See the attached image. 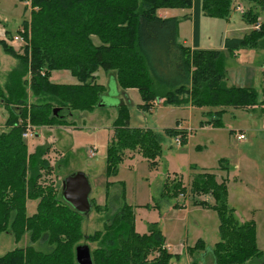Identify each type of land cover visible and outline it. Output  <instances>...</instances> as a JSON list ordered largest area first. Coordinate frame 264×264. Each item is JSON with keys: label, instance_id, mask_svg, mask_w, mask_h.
<instances>
[{"label": "trees", "instance_id": "obj_1", "mask_svg": "<svg viewBox=\"0 0 264 264\" xmlns=\"http://www.w3.org/2000/svg\"><path fill=\"white\" fill-rule=\"evenodd\" d=\"M29 2L30 19L11 36L20 35L18 52L0 37V48L16 61L0 82V103L8 110L0 131V234L9 232L18 242L27 235L29 243L0 256V264H77L75 246L85 239L96 243L93 264H171L177 254L168 251L156 224L139 234L134 228L133 208L125 202L121 183L107 184L105 203L90 199L102 212V226L92 234L81 231L84 216L58 195L46 176L53 167L47 158L51 145L28 151L22 133L26 124L72 125L74 112L112 107L114 130L106 157L107 172L114 171L126 150H137L155 167L160 154L158 134L150 128L130 126L129 103L119 97L108 103L107 86L96 81L98 69L113 71L116 86L134 88L140 95L137 108L149 111L157 100L167 105L218 108L207 123L219 126L226 107L259 109L264 114V82L260 91L250 86L227 85L225 52L198 48L200 13L227 17L235 0H18ZM263 8L264 0H246ZM160 8H193V47L177 40L176 17L158 15ZM249 24L258 12L250 7L243 14ZM1 22V21H0ZM95 36L99 42L94 43ZM264 48V20L259 30L242 38L224 40L229 54L239 47ZM68 69L76 83H54L50 73ZM116 88V87H115ZM117 89V88H116ZM111 93V91H110ZM261 95V99L258 95ZM102 102V105L99 103ZM59 108L53 114V109ZM165 133L186 141L185 129L167 128ZM176 184V182H175ZM119 193L110 197L109 186ZM172 192L177 197L210 193L220 217L219 240L206 246L197 240L186 249L188 264H258L262 262L255 243L252 222L239 224L226 205V189L213 174L198 173L186 189ZM113 192V191H112ZM36 200L35 212L27 214L26 202ZM196 202V201H195ZM91 208V210H92ZM257 260V261H256Z\"/></svg>", "mask_w": 264, "mask_h": 264}, {"label": "rangeland", "instance_id": "obj_2", "mask_svg": "<svg viewBox=\"0 0 264 264\" xmlns=\"http://www.w3.org/2000/svg\"><path fill=\"white\" fill-rule=\"evenodd\" d=\"M237 3L247 12L245 2L237 0ZM251 7L261 12V6ZM30 12L29 2L0 0V37L18 52L23 51L21 44L8 38L5 31H9L11 36L16 34L23 21L30 19ZM160 12L178 19L177 40L190 45L193 26L191 16H185V13H189L188 8H160ZM243 14L233 8L225 18L200 13L201 44L219 48L225 36L242 38L248 34L252 28L245 26V23H249ZM92 39L94 43L99 42L96 37ZM250 49L247 46L239 47L236 56L223 50L233 63L225 72V80L227 85L250 86L260 91L264 82V67H260L264 63V52L256 51L258 57L252 55L250 58ZM15 63V59L0 48V82L5 81ZM110 73L113 74V71L101 68L94 73L97 82L110 88L112 97L105 98L108 103L114 102L117 96ZM49 78L54 83L77 82L68 69H54ZM127 95L130 126L150 128L158 134L161 150L155 157L156 166H150L148 158L139 151L126 150L115 170L108 173L106 157L114 133L111 120L116 111L108 109V112H98L95 108L89 112H74L68 130L61 131L58 126L35 127L33 136L24 139L28 151H33L37 145H51L47 158L53 170L46 176L47 182L54 184L59 195L65 176L83 172L90 183L89 197L98 205L105 203L107 184L121 183L125 202L133 208L135 231L143 234L152 224H156L164 237V244L170 246L169 251L178 253L171 264H188L190 257L186 255V249L194 246L197 240L208 247L219 240L220 217L214 207L217 202L210 193L191 195L185 191L174 197L172 192L178 184L188 189L198 173H211L217 183L223 182L226 205L232 208L237 222L253 223L256 247L261 253L259 259L264 261V114L257 108L250 111L226 107L220 116L219 126H212L203 120L215 115L207 113L208 110L203 113L202 107L193 106L189 110L188 105H167L159 101L151 111H141L137 108V103H141L138 91L134 89ZM258 98L261 99L260 94ZM8 113L0 103V131L4 128ZM167 128L185 129L188 133L186 141L177 143L174 135L165 133ZM239 132H244L245 138L237 139ZM90 148H94L92 156L89 155ZM108 188L110 197L120 191L117 185ZM36 204V200L26 202L27 214L35 212ZM102 214L92 208L82 216L81 231L84 235L101 228ZM79 242L87 244L90 251L96 245L85 239ZM28 243L27 235L15 242L9 232H2L0 256ZM205 260L206 264L212 263L209 255Z\"/></svg>", "mask_w": 264, "mask_h": 264}, {"label": "water", "instance_id": "obj_3", "mask_svg": "<svg viewBox=\"0 0 264 264\" xmlns=\"http://www.w3.org/2000/svg\"><path fill=\"white\" fill-rule=\"evenodd\" d=\"M102 104V102L99 103V105ZM58 109L54 108L53 114ZM89 193L90 183L83 172H74L63 178L61 186L62 198L83 215L87 214L92 208ZM74 251L77 264H93L91 252L87 244L76 245ZM258 264H264V261Z\"/></svg>", "mask_w": 264, "mask_h": 264}, {"label": "crops", "instance_id": "obj_4", "mask_svg": "<svg viewBox=\"0 0 264 264\" xmlns=\"http://www.w3.org/2000/svg\"><path fill=\"white\" fill-rule=\"evenodd\" d=\"M239 1H241V2H245L246 4H247V9H249L251 6H252V4L251 3H248L246 0H239ZM235 3H237V0L235 1ZM182 11L184 10V9H181ZM188 11H189V13H185V16H187V15H189V16H191V18H192V26H193V8H188ZM158 12V15H160V16H162V17H171V16H167V14H165V13H161L160 12V9L157 11ZM172 17H174V16H172ZM245 18V17H244ZM245 20V19H244ZM257 20H260V21H263L264 20V5H263V8L261 9V12L260 13H258V17H257ZM236 24H238V23H236ZM245 26H249L250 28H252V24H247V23H245ZM93 37H95V36H93ZM92 37V38H93ZM191 38H192V42H191V44L190 45H188V44H186V42L185 41H182L181 43H184L185 45H187V46H190V47H193L192 45H193V27H192V36H191ZM226 38H232V37H228V36H225L223 39H222V41H221V47H219V48H214V47H209V46H204V45H202L201 44V40L200 39H198V48H202V49H221V50H225V48H224V40L226 39ZM239 38V37H238ZM260 48V47H259ZM252 52H251V54L249 55V57L250 58H252V55H254V57H258V53H256V51H260V52H264V48L263 49H257V48H251L250 49ZM237 51H238V49L237 50H234V52L233 53H231V55L232 56H236V53H237ZM254 59V58H253ZM264 60V59H263ZM254 61L256 62V59H254ZM230 65H233V63L231 62V60H229V59H227V57H226V61H225V72H227L228 71V68H229V66ZM260 67H264V63H261V65H260ZM225 76H226V74H225ZM109 77H110V81L111 80H113V82H114V84H115V87L117 88L116 90H117V94H118V96L119 97H122V98H124L128 103H130L129 102V100H128V92H130V91H132V90H134V88H131V89H126V90H122V89H120L118 86H116V83H115V80H114V76H113V74H111L110 73V75H109ZM262 80H264V77L262 78ZM110 81H109V83H110ZM136 90V89H135ZM104 95H106V96H110V88H109V86L107 87V91L104 93ZM141 101V100H140ZM159 101H162V100H157L154 104H153V106H152V108L156 105V104H158V102ZM140 103V102H139ZM138 104V103H137ZM188 106H189V110H191L192 108H193V106L191 105V104H188ZM152 108L149 110V111H151L152 110ZM203 108V109H202ZM201 108V111L204 113V111H216L218 108H210V107H207V108H209V109H205V107H202ZM108 109H114V108H112V107H109V108H97L96 110L99 112H108ZM104 110V111H103ZM115 110V109H114ZM208 111H207V113H208ZM106 114V113H105ZM211 114V113H210ZM113 115V114H112ZM115 117V116H114ZM113 117V118H114ZM113 118H112V120H113ZM112 120H111V122H112ZM210 119L208 118V119H204L203 121L205 122V123H207V121H209ZM179 123V122H178ZM205 125H208V124H205ZM58 128L62 131V129H67L68 130V126H66V127H62V126H58ZM244 133V132H243ZM53 144V143H52ZM132 154H134V153H132ZM166 246V248L168 249V251L170 250V246L169 245H165ZM170 252V251H169ZM171 253H173V254H178V253H175V252H171Z\"/></svg>", "mask_w": 264, "mask_h": 264}, {"label": "built area", "instance_id": "obj_5", "mask_svg": "<svg viewBox=\"0 0 264 264\" xmlns=\"http://www.w3.org/2000/svg\"><path fill=\"white\" fill-rule=\"evenodd\" d=\"M242 5L238 4V3H235L233 2L232 4V8L238 12H241L242 14L245 13V9L243 10ZM260 25H261V21L260 20H257L253 25H252V28L255 29V30H259L260 28ZM13 41L15 42H22V39L20 37L19 34L15 35L13 37ZM33 129L32 126L27 123L26 124V127H25V130L24 132L22 133V136L25 138V139H28L30 137L33 136ZM237 139H243L245 138V135L243 132H239L237 135H236ZM176 142L179 143L180 142V139L178 137H176ZM93 152H94V148H90L89 149V155L92 156L93 155Z\"/></svg>", "mask_w": 264, "mask_h": 264}]
</instances>
